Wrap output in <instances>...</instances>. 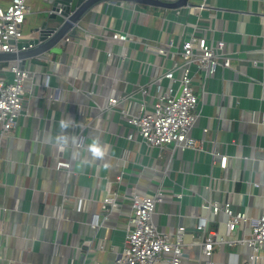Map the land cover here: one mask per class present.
Returning <instances> with one entry per match:
<instances>
[{
    "label": "crops",
    "instance_id": "obj_1",
    "mask_svg": "<svg viewBox=\"0 0 264 264\" xmlns=\"http://www.w3.org/2000/svg\"><path fill=\"white\" fill-rule=\"evenodd\" d=\"M27 1L24 36L44 2ZM189 1L173 8L101 3L76 37H65L61 53L38 56L44 64L27 61L24 109L15 127L0 130V264L113 263L131 227L134 191L162 193L153 213L159 229L175 237L185 227L182 264L249 261L247 242L218 241L210 256L201 243L212 231L217 240L226 237L228 216L214 212L212 203L229 201L250 218L264 210V0ZM115 30L129 33L126 47L111 38ZM190 32L210 43L223 39L232 62L212 75L192 67L199 115L190 135L204 148L150 145L127 114L141 106L136 91L172 64L158 46L172 41L175 51ZM122 50L129 52L124 60ZM14 64L0 69V78L11 80ZM110 96L121 100L110 107ZM93 142L102 157L93 156ZM60 161L70 166L58 167ZM106 196H116L118 205L105 206ZM202 218L206 229L198 230ZM250 231V221H243L231 238H248Z\"/></svg>",
    "mask_w": 264,
    "mask_h": 264
},
{
    "label": "built area",
    "instance_id": "obj_2",
    "mask_svg": "<svg viewBox=\"0 0 264 264\" xmlns=\"http://www.w3.org/2000/svg\"><path fill=\"white\" fill-rule=\"evenodd\" d=\"M30 12L27 0H12L7 7L0 5V51H15L16 47L10 42L13 37H24L23 26ZM93 37L96 35L90 34ZM111 38L121 41L123 46L129 39V33L115 30ZM70 39V38H68ZM64 41H67L64 39ZM225 41L219 39L211 43L194 32L184 38L177 50L171 49L173 42L166 46H158V53L166 55L172 64L155 76H151L137 93L142 95L140 108L132 114H127V120L150 145L166 147L168 144L185 148H204L190 135V129L198 118L197 104L199 95L193 87L192 67L204 70L206 75H212L218 67H230L231 57L226 52ZM110 51L108 55H112ZM129 52L122 50L121 59L124 60ZM180 75H176V72ZM12 79L0 78V123L3 131L15 127L18 118L24 109L25 80L29 70L21 68L19 64L11 67ZM172 81V85L165 86V80ZM153 85V93L147 86ZM152 88V87H151ZM152 103H149V96ZM129 96V94H127ZM121 98L110 96L109 106L113 107ZM82 140L83 137L81 136ZM133 139V133L128 135ZM82 144L81 141H79ZM227 155L221 158V166L226 167ZM70 166L67 161H60L58 167ZM181 196V194H179ZM132 213L131 227L125 236V247L120 256L111 264H182L184 256L185 227L179 226L176 236L163 231L154 223L153 213L156 204L163 200L162 193L154 195L142 194L134 191L131 194ZM105 206L118 205L117 197L103 198ZM83 199L77 201V209L82 210ZM214 212H224L228 219L226 222V237L217 240L215 232H211L201 243L203 251L212 255L214 245L219 241L233 244L235 242L248 243L251 247L249 261L245 264H257L264 260V210L261 215L250 218L246 212L236 211L229 201H216L209 206ZM250 221V235L248 238L232 239L231 234L243 221ZM198 230H205V219L202 218L197 225ZM213 264V261H210Z\"/></svg>",
    "mask_w": 264,
    "mask_h": 264
},
{
    "label": "water",
    "instance_id": "obj_3",
    "mask_svg": "<svg viewBox=\"0 0 264 264\" xmlns=\"http://www.w3.org/2000/svg\"><path fill=\"white\" fill-rule=\"evenodd\" d=\"M108 1L118 0H44L42 10L38 13L36 24L30 35L20 39L11 38L10 42L16 50L11 52L0 51V69L11 62H17L21 68H25L27 61L44 64L38 56L48 52L61 53L60 44L64 43L67 35L76 37L81 22L88 14L96 17V8ZM145 3L166 8L182 5H190L189 0L165 1V0H120ZM1 130V123H0Z\"/></svg>",
    "mask_w": 264,
    "mask_h": 264
},
{
    "label": "clouds",
    "instance_id": "obj_4",
    "mask_svg": "<svg viewBox=\"0 0 264 264\" xmlns=\"http://www.w3.org/2000/svg\"><path fill=\"white\" fill-rule=\"evenodd\" d=\"M67 125L63 122H61V128H65ZM90 151L92 152L94 157L100 158L104 155V152L102 148L99 146L97 142H93V144L90 146Z\"/></svg>",
    "mask_w": 264,
    "mask_h": 264
}]
</instances>
